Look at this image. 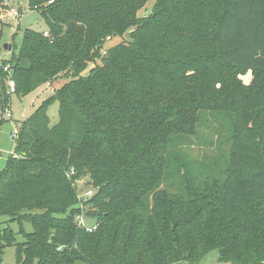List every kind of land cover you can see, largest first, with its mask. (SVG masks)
<instances>
[{"label": "trees", "instance_id": "16d2710c", "mask_svg": "<svg viewBox=\"0 0 264 264\" xmlns=\"http://www.w3.org/2000/svg\"><path fill=\"white\" fill-rule=\"evenodd\" d=\"M26 1L49 35L26 29L11 49L15 93L69 81L23 122L0 173V264L8 247L17 264H179L215 250L264 264V0H156L148 16L150 0ZM7 78L0 68V113ZM203 113L228 119L221 166L183 150Z\"/></svg>", "mask_w": 264, "mask_h": 264}, {"label": "rangeland", "instance_id": "374dc122", "mask_svg": "<svg viewBox=\"0 0 264 264\" xmlns=\"http://www.w3.org/2000/svg\"><path fill=\"white\" fill-rule=\"evenodd\" d=\"M156 0H150L145 8L139 12V16H148L155 4ZM13 12L18 13V17H13ZM45 28H48L45 20L42 18L38 11L30 10L26 0H3L0 5V29L3 30L2 44H6L7 48L2 49L0 54V68H4V71L8 73L7 84L8 91L11 95L9 108L6 109L5 113H0V173L6 167L11 152L16 149V139L19 134H15L20 131V125L23 124L24 120H27L35 110L42 105V103L48 99L54 86L52 82L45 84L37 88L36 90L27 93H15L12 91L9 85L12 76V64L9 62L11 59V49L15 44H20L23 33L26 29L35 30L37 32H43ZM49 30V29H48ZM130 40L129 34L121 39H111L105 43L103 53L110 46L128 42ZM5 61L7 63H5ZM100 64L97 61L96 64ZM90 68L84 72V76L88 75L90 69L94 65L89 66ZM242 80L248 84L252 81L251 72L242 76ZM58 84H65L69 81V75L64 74L59 78ZM52 87V88H50ZM51 91V92H50ZM56 91V90H55ZM59 105L57 103L52 104L48 109V116L51 120V124H55L59 120ZM11 112L12 117L7 118L6 113ZM228 119L223 117H214L209 113H203L202 119L198 127L197 134L189 137L185 143L183 150L187 154L190 160H196L200 163L209 162L210 160L216 159L218 162L215 166H221L226 160L228 155V147L225 139L228 136ZM88 178L80 179L76 182L78 188L79 199L81 200L80 206L84 209L85 213L90 211V206H85L83 203L87 201V198L91 197L94 193V189L89 187L87 184ZM161 189H166L170 192L176 193V188H171L167 182H163ZM83 224L92 228L96 223V219L84 215ZM3 225L2 227H6ZM12 229L15 231L19 230V226L16 223L11 224ZM27 232H31L32 226L30 224H24ZM18 241H23L22 236L17 237ZM3 259L6 264H17L16 263V249L14 247H8L4 251ZM179 264H231L223 263L219 260V252L215 250L203 257L198 262H181Z\"/></svg>", "mask_w": 264, "mask_h": 264}, {"label": "built area", "instance_id": "2783aa9c", "mask_svg": "<svg viewBox=\"0 0 264 264\" xmlns=\"http://www.w3.org/2000/svg\"><path fill=\"white\" fill-rule=\"evenodd\" d=\"M49 3L51 4L52 1L49 2ZM13 17H18V13H17V12H13ZM44 35H45V36H48L49 33H48V32H44ZM107 41H109V38L107 39ZM5 71H7V70H5ZM7 72H8V71H7ZM9 85H10V87H11V90L14 91V90H15V87H16L15 81H14V80H11L10 83H9ZM6 116H7L8 118L11 117V113H10V112H7V113H6ZM15 134H18V131H17ZM77 221H78V224H79L80 226L90 228V227L86 226L85 224H83V221H84L83 216L77 217ZM95 228H96V227H93L92 229H95ZM89 230H91V229H89Z\"/></svg>", "mask_w": 264, "mask_h": 264}, {"label": "crops", "instance_id": "0c3cea01", "mask_svg": "<svg viewBox=\"0 0 264 264\" xmlns=\"http://www.w3.org/2000/svg\"><path fill=\"white\" fill-rule=\"evenodd\" d=\"M48 31H49L48 28H45V29L43 30V33H44V32H48ZM58 82H60V81H58ZM58 82L54 83V86L57 87L55 90L59 89V88L64 84V83H63V84H60V83L58 84ZM50 88H52V87H50ZM55 90L53 89L54 92H55ZM50 92H51V91H50ZM54 92H52L50 96H52V95L54 94ZM50 96H49V97H50ZM49 97H48V98H49ZM10 113H11V112H10ZM6 117H7V116H6ZM11 117H12V115H11ZM11 117H9V118H11ZM7 118H8V117H7ZM24 121H25V120H24ZM21 126H22V124L20 125L19 128H21ZM17 131H18V128H17ZM12 155H14V151L11 152V156H12Z\"/></svg>", "mask_w": 264, "mask_h": 264}, {"label": "water", "instance_id": "95a60500", "mask_svg": "<svg viewBox=\"0 0 264 264\" xmlns=\"http://www.w3.org/2000/svg\"><path fill=\"white\" fill-rule=\"evenodd\" d=\"M6 48H7V45L5 44V45H4V49H6Z\"/></svg>", "mask_w": 264, "mask_h": 264}]
</instances>
